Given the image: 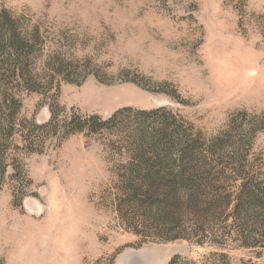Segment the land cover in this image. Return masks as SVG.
Masks as SVG:
<instances>
[{
	"label": "rangeland",
	"instance_id": "rangeland-1",
	"mask_svg": "<svg viewBox=\"0 0 264 264\" xmlns=\"http://www.w3.org/2000/svg\"><path fill=\"white\" fill-rule=\"evenodd\" d=\"M8 29L23 66L0 67V264H264V210L243 193L264 196V0H0ZM124 108L224 141L229 180L195 198L230 206L178 239L146 227L120 135L82 125Z\"/></svg>",
	"mask_w": 264,
	"mask_h": 264
},
{
	"label": "trees",
	"instance_id": "trees-1",
	"mask_svg": "<svg viewBox=\"0 0 264 264\" xmlns=\"http://www.w3.org/2000/svg\"><path fill=\"white\" fill-rule=\"evenodd\" d=\"M0 43L7 48L4 54L8 58L2 56L0 67L6 65L3 68L14 78L23 66L22 45L10 29L0 34ZM82 125H89L92 131L120 135V150L125 149L131 157L120 176L128 196L126 206H139L145 213L144 225L156 230V235L178 239L183 232L177 229L185 222L203 225L200 213L219 210V214L230 206L229 196L219 195L209 202L195 198L200 190L221 186L229 180L228 169L235 158L224 153V141L205 142L167 109L124 108L107 120L92 116ZM249 191L243 188L244 195L253 197L254 204L264 210V196L251 195ZM236 208L239 207L235 206L233 211ZM184 209L194 211L196 218L184 219ZM134 222L135 217L131 223Z\"/></svg>",
	"mask_w": 264,
	"mask_h": 264
}]
</instances>
